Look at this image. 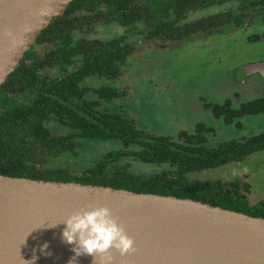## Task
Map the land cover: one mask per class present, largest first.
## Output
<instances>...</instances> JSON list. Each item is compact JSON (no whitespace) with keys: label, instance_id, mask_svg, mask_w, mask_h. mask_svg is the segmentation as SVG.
<instances>
[{"label":"trees","instance_id":"1","mask_svg":"<svg viewBox=\"0 0 264 264\" xmlns=\"http://www.w3.org/2000/svg\"><path fill=\"white\" fill-rule=\"evenodd\" d=\"M226 1L229 0L70 2L64 14L40 33L0 87V175L188 198L264 218V200L251 204L246 182L190 178L263 151L264 132L215 144L208 142L210 136L203 134L207 128L201 127L192 132L180 131L176 138L151 134L129 116L108 110L114 101L125 97V92L106 85L88 86L93 79L119 80L123 66L139 47L126 35L109 40L83 37L91 34L96 25L116 22L133 28L131 36L159 52L201 36L231 33L243 26L248 9L261 1L264 8V0H239L234 12L187 21L192 10ZM214 108L230 115L227 122L232 123L234 117L249 111H264V99L237 109L230 103ZM106 141L120 148L88 164L77 162L83 144ZM133 163L154 164L161 169L142 173L135 170Z\"/></svg>","mask_w":264,"mask_h":264},{"label":"water","instance_id":"2","mask_svg":"<svg viewBox=\"0 0 264 264\" xmlns=\"http://www.w3.org/2000/svg\"><path fill=\"white\" fill-rule=\"evenodd\" d=\"M72 1L0 0V87ZM243 69L262 74L264 64ZM103 205L120 217L137 248L125 256L113 250L112 264H264V218L188 198L3 175L0 264H94L93 256H76L62 242L61 222Z\"/></svg>","mask_w":264,"mask_h":264},{"label":"rangeland","instance_id":"3","mask_svg":"<svg viewBox=\"0 0 264 264\" xmlns=\"http://www.w3.org/2000/svg\"><path fill=\"white\" fill-rule=\"evenodd\" d=\"M234 6L235 3L229 1L214 9L192 14L190 18L230 10ZM132 29L115 23L96 25L91 34L83 36L109 40L126 35L127 40L133 39L139 45L123 66L119 80L93 79L88 82L91 88L106 85L125 92L124 98L117 99L108 107L109 111L129 116L139 128L151 134L173 138L180 131L207 128L203 134L210 136V144L264 132V111H249L228 123L230 115L214 108L230 103L237 109L264 96V72L248 75L243 69L248 64H264V23H256L234 33L201 36L172 50L168 48L159 52L131 36L129 31ZM119 148L120 145L111 141L87 142L79 149L77 162L88 164L98 156ZM133 167L147 174L161 169L154 164L133 163ZM190 178L240 180L250 187L251 204L264 200V150L239 162L192 174Z\"/></svg>","mask_w":264,"mask_h":264},{"label":"clouds","instance_id":"4","mask_svg":"<svg viewBox=\"0 0 264 264\" xmlns=\"http://www.w3.org/2000/svg\"><path fill=\"white\" fill-rule=\"evenodd\" d=\"M61 223L66 225L62 232V242L73 245L72 251L76 256H93L94 264H97V257L101 264H112L113 250L121 256L137 251L135 240L127 233L120 217L113 215L106 205L81 208ZM47 247L45 243L43 249Z\"/></svg>","mask_w":264,"mask_h":264},{"label":"flooded vegetation","instance_id":"5","mask_svg":"<svg viewBox=\"0 0 264 264\" xmlns=\"http://www.w3.org/2000/svg\"><path fill=\"white\" fill-rule=\"evenodd\" d=\"M229 1H232V2H234L235 3V6H234V8H232V9H230V10H225V11H222V12H214V13H211V14H209V15H213V14H224V13H226V12H234V11H236L237 10V7H238V3H239V0H229ZM229 1H226L225 3H227V2H229ZM259 1H261V0H259ZM262 2V1H261ZM261 2L260 3H258V4H256L255 6H252L250 9H248L247 10V16L246 17H244L243 18V20H244V24H243V26L242 27H240V28H236V29H234L231 33H234V32H237L238 30H242L244 27H247L248 28V26H252V25H255L256 23H263L262 22V19H261V16H260V13H261V8H262V13H264V8L262 7V4H261ZM225 3H223V4H225ZM223 4H217L216 2H211V3H207V4H205L204 5V7H198V8H196L195 10H192L188 15H187V21L188 22H193V21H197V20H200V19H202V18H206V17H208L209 15H204V16H201V17H198V18H194V19H191L190 18V16L192 15V14H195V13H198V12H202V11H204V10H206V9H214L215 7H218V6H222ZM260 16V17H259ZM113 23H115V24H117L116 22H113ZM113 23H110V24H105V25H111V24H113ZM118 25V24H117ZM118 26H120V25H118ZM120 27H122V26H120ZM123 28H125V27H123ZM138 44V43H137ZM262 67V66H261ZM253 74V73H252ZM252 74H248V75H252ZM264 97V96H263ZM263 97L262 98H259V99H263ZM259 99H257V100H259Z\"/></svg>","mask_w":264,"mask_h":264}]
</instances>
